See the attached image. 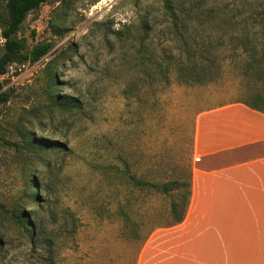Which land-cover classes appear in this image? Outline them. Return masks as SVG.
<instances>
[{"label": "rangeland", "instance_id": "374dc122", "mask_svg": "<svg viewBox=\"0 0 264 264\" xmlns=\"http://www.w3.org/2000/svg\"><path fill=\"white\" fill-rule=\"evenodd\" d=\"M259 2L244 9L264 13ZM159 5L51 0L21 24L15 38L28 50L50 49L0 76L10 94L0 103V264H36L55 234L64 239L57 264H136L151 234L167 229L148 234L153 222L171 219L173 198L152 184L187 181L195 114L234 101L264 107L255 98H264V81L240 75L228 59L221 77L205 85H149L140 35L123 29L137 28L145 15L157 26L164 20ZM118 30L126 41L115 37ZM18 216L36 233L35 251ZM47 261L55 264V252ZM213 264H264V253L213 256Z\"/></svg>", "mask_w": 264, "mask_h": 264}, {"label": "trees", "instance_id": "16d2710c", "mask_svg": "<svg viewBox=\"0 0 264 264\" xmlns=\"http://www.w3.org/2000/svg\"><path fill=\"white\" fill-rule=\"evenodd\" d=\"M51 0H4L6 22L1 29L4 40L0 56V76H4L11 64L34 63L50 49L48 44H36L28 50L26 43L15 38L27 15ZM63 1V0H57ZM249 4L261 7L259 0H158L164 20L157 24L154 19L141 17L138 27L125 25L123 30H134L139 36L138 53L142 64H147L144 77L149 85L182 86L205 85L221 77V61L230 60L240 75L264 81V13L245 10ZM153 39L147 41L151 33ZM124 31L113 33L119 41H126ZM233 58L237 59L234 62ZM233 63V64H232ZM234 67V66H233ZM10 94L2 91L0 103H6ZM256 99L262 98L256 95ZM61 105V102L58 101ZM69 105V104H67ZM66 106V105H65ZM169 185H172L171 187ZM190 171L186 182L152 184L156 192L169 195L173 200L169 207L171 219L155 221L148 234L158 228H169L181 223L190 200ZM0 209L4 206L0 203ZM22 237L35 251L36 233L30 222L18 216ZM125 221L128 217H125ZM61 228V227H59ZM64 239L55 234L43 250L36 264H50L47 257L55 252ZM73 240V238H71ZM47 247V248H46ZM42 251V250H40ZM42 260V261H39Z\"/></svg>", "mask_w": 264, "mask_h": 264}, {"label": "crops", "instance_id": "0c3cea01", "mask_svg": "<svg viewBox=\"0 0 264 264\" xmlns=\"http://www.w3.org/2000/svg\"><path fill=\"white\" fill-rule=\"evenodd\" d=\"M191 156L184 220L151 234L136 264H213V256L264 253V107L234 101L198 111Z\"/></svg>", "mask_w": 264, "mask_h": 264}]
</instances>
